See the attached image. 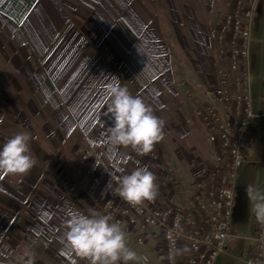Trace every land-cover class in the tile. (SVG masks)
I'll return each mask as SVG.
<instances>
[{
  "label": "crops",
  "instance_id": "0c3cea01",
  "mask_svg": "<svg viewBox=\"0 0 264 264\" xmlns=\"http://www.w3.org/2000/svg\"><path fill=\"white\" fill-rule=\"evenodd\" d=\"M217 10L215 0H0V104L18 109L21 124L28 123L21 110H50V125L68 126L63 135L57 131V138L67 140L77 128V138L95 150L112 174L121 176L147 166L156 176L157 206H183L188 202L183 184L201 178L210 149L198 122L194 119L199 129L192 128L191 114L187 118L177 107L174 76L190 77L189 83L215 90L209 28ZM254 25L253 45L261 46L258 72L251 48L253 94L258 97L264 80V12L260 8ZM28 45L38 54L34 64L26 54ZM46 46L51 47L48 54H44ZM117 82L143 99L163 121L162 142L170 157V172L155 148L139 155L109 143L113 118L106 86ZM41 112L34 111V117L39 114L42 119ZM263 124H256L244 163ZM33 157L34 167L20 181L10 183L0 175V264H20L18 258L25 250L33 253L34 264H64V254L73 251L62 239V220L69 213L89 215L72 209L73 205L62 212L68 201L61 202L57 179L41 169L40 156ZM263 159L264 154L260 162ZM236 205L235 192L232 227ZM257 222L250 225L245 240L253 235ZM234 237L241 238L233 228ZM152 246L143 250L156 264Z\"/></svg>",
  "mask_w": 264,
  "mask_h": 264
},
{
  "label": "built area",
  "instance_id": "2783aa9c",
  "mask_svg": "<svg viewBox=\"0 0 264 264\" xmlns=\"http://www.w3.org/2000/svg\"><path fill=\"white\" fill-rule=\"evenodd\" d=\"M215 1L219 9L209 28L215 90L199 86L191 102V117L203 131L210 157L202 177L189 187L187 204L158 207V194L154 201L132 206L116 193L115 178L119 176L112 174L91 150L81 153L78 185L102 214L120 224L137 255L147 257L135 264H151L143 250L150 244L156 264H215L233 236L238 170L245 161L256 123L264 122V80L263 92L254 97L251 75L258 0ZM260 164L264 169V159ZM253 230V235L246 238L249 245L245 257L239 260L242 264H264V222L258 221ZM169 231L176 236L175 248L181 250L171 259L166 238Z\"/></svg>",
  "mask_w": 264,
  "mask_h": 264
},
{
  "label": "clouds",
  "instance_id": "9594fccd",
  "mask_svg": "<svg viewBox=\"0 0 264 264\" xmlns=\"http://www.w3.org/2000/svg\"><path fill=\"white\" fill-rule=\"evenodd\" d=\"M106 96L108 111L113 118V125L108 130L109 143L131 148L139 155L152 152L155 144L164 138L163 121L143 99L132 95L118 82L106 86ZM31 139L30 134L18 132L0 146V175L23 176L34 167L35 160L28 154ZM115 179L118 185L116 193L132 206L154 201L158 195L156 176L147 166L136 167L129 174ZM255 199L254 214L258 221L264 222V196ZM64 228L62 239L87 264H119L121 261L127 264L129 261L147 260L127 246L125 231L109 215L69 213ZM166 238L171 259L181 250L175 248L176 236L172 231L166 234ZM32 256L30 250H25L18 260L20 264H34Z\"/></svg>",
  "mask_w": 264,
  "mask_h": 264
},
{
  "label": "rangeland",
  "instance_id": "374dc122",
  "mask_svg": "<svg viewBox=\"0 0 264 264\" xmlns=\"http://www.w3.org/2000/svg\"><path fill=\"white\" fill-rule=\"evenodd\" d=\"M258 8L264 12V0L257 1L256 9ZM217 9H219L218 5ZM260 47V45H253L252 47L256 60V72H258L259 68L258 56L260 55ZM50 48V46H46L45 49L47 50L44 54H48L50 52ZM34 49L35 48L32 45H28L26 53L28 60L31 61L32 58L33 64L36 62V56H38ZM60 49H62V47H60ZM190 79V77H181L177 73L174 76V83L177 87V94L175 96L178 101L177 107L178 109L184 110L187 118L191 114V102L194 101L192 98L194 94L198 95L197 89L201 86L189 83ZM254 89H256V86L253 84V90ZM2 105L4 104H0V146H2L11 136L18 132L30 134L32 139L29 142L28 154L32 157L34 155L40 156L42 161L40 163L41 169L46 171L49 177L57 179V181L55 180L57 183V185L55 184V189H58L62 195L61 202L66 200L68 201L66 202L67 205L61 209L62 212L66 211L65 208L73 205L72 209H75L76 211L80 209L79 212H87L89 215L94 213L102 214V212L94 207L93 204L85 197L83 190L80 189L78 185V171L82 167L80 161L81 153L85 150H91L96 156H98V154L92 147L87 145L86 141L84 142L81 139H78L79 137L77 138V136L80 135L77 128L72 129V136L63 141L61 138H57V131H59V133L62 132L61 135H63V133H65L68 129V126L63 124L57 127L54 124L50 125L51 118L47 117L50 110L36 109L37 112L42 111V119L39 114H37V117H34V111H36L34 109H30L28 107L27 110H21L26 115V120L28 121L27 124H21L19 116L17 115L19 110L9 109L6 106L3 107ZM261 122L262 124L264 123L263 121ZM263 154L264 128L260 125L252 142L250 152H248L247 162L243 163L238 170V176L235 184L237 205L235 209L233 228L234 235L241 238L234 237L227 240L228 248L226 250V255L219 257L217 260L218 264H242L239 260L244 258L246 255L245 249L247 242L244 237L250 234L249 227L257 219L253 211L254 204L256 203L255 198L257 196H261L264 190V171L260 164ZM207 156L209 158V154ZM208 158L207 161L209 162ZM166 159L170 163V157L168 155ZM208 162L204 165L205 167H207ZM200 177H202V175ZM62 178H67V181L63 183ZM4 179L10 183H16L22 179V176L8 175L5 176ZM192 184L193 183L183 184V190H185L186 195H188L189 187ZM65 220H62L63 225ZM126 243L130 249L136 251L135 247H133L127 237ZM64 255L66 256V258H64L66 260L64 264H82L83 262V260H80L73 252H67ZM154 257L157 259L155 252ZM128 264H135V261H129Z\"/></svg>",
  "mask_w": 264,
  "mask_h": 264
},
{
  "label": "trees",
  "instance_id": "16d2710c",
  "mask_svg": "<svg viewBox=\"0 0 264 264\" xmlns=\"http://www.w3.org/2000/svg\"><path fill=\"white\" fill-rule=\"evenodd\" d=\"M192 128H194V129L198 128L199 129V126L194 119H192ZM154 148H155L156 152L158 153V156H159V159H160L162 165L167 170V172H170L171 170H170L169 162L166 159L167 153L164 149L162 140L160 142H158L157 144H155Z\"/></svg>",
  "mask_w": 264,
  "mask_h": 264
}]
</instances>
